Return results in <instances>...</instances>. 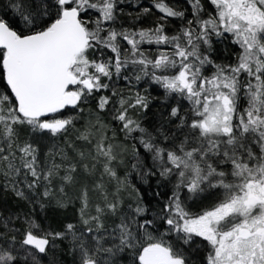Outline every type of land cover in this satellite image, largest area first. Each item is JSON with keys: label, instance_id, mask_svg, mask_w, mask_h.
I'll use <instances>...</instances> for the list:
<instances>
[{"label": "snow or ice", "instance_id": "snow-or-ice-1", "mask_svg": "<svg viewBox=\"0 0 264 264\" xmlns=\"http://www.w3.org/2000/svg\"><path fill=\"white\" fill-rule=\"evenodd\" d=\"M5 192L0 264H264V0H0Z\"/></svg>", "mask_w": 264, "mask_h": 264}, {"label": "trees", "instance_id": "trees-1", "mask_svg": "<svg viewBox=\"0 0 264 264\" xmlns=\"http://www.w3.org/2000/svg\"><path fill=\"white\" fill-rule=\"evenodd\" d=\"M143 3L147 4L149 0H142ZM5 3H7V0H5ZM127 11V10H126ZM148 22H144V26H147ZM222 55H227V53L223 52V49L221 50ZM118 87H123V82H118ZM149 91H152V89H149ZM156 93L153 92V95ZM157 108L153 107L149 112V117H152V113L156 112ZM151 195L150 193L148 194ZM79 207L78 203L70 204L67 208L64 209H54L50 208L47 211L48 221L49 223H58L62 220H72L74 217L75 212L77 211ZM0 208L6 210V211H26L28 210V205L26 202L19 201L14 194L11 192H5L0 193ZM58 255L57 259L61 260L63 264H70L71 257L65 255L64 253H61L59 249H57Z\"/></svg>", "mask_w": 264, "mask_h": 264}]
</instances>
